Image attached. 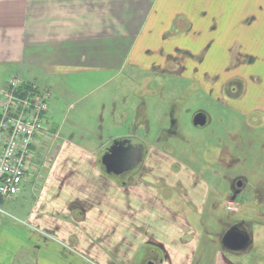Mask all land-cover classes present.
Returning <instances> with one entry per match:
<instances>
[{"label":"crops","instance_id":"0c3cea01","mask_svg":"<svg viewBox=\"0 0 264 264\" xmlns=\"http://www.w3.org/2000/svg\"><path fill=\"white\" fill-rule=\"evenodd\" d=\"M218 1L228 0H0V89L19 76L48 90L50 102L60 78L118 77L154 54L149 44H164L158 59L187 33L207 46L224 15ZM254 110L227 157L247 166L227 175L243 180L240 190L224 182L216 190L190 169H149L124 183L106 174L109 143L64 138L48 111L24 196L0 205V264H264V109ZM25 191L32 203L20 200ZM229 197L241 203L236 214L225 209ZM230 232L244 235L243 249L227 247Z\"/></svg>","mask_w":264,"mask_h":264},{"label":"rangeland","instance_id":"374dc122","mask_svg":"<svg viewBox=\"0 0 264 264\" xmlns=\"http://www.w3.org/2000/svg\"><path fill=\"white\" fill-rule=\"evenodd\" d=\"M215 3H222L219 11L224 15L218 31L213 26L215 32L207 34V46L187 33L177 44H167L174 46L173 51L163 54L161 63L156 52L158 45L164 44H149L148 50L156 52L143 54L136 61L140 66L129 65L118 77L108 74L99 78L91 72L62 77L51 93L50 121L61 127L66 139L74 136L75 140L110 145L111 140L132 136L149 152L143 164L153 173L190 169L216 190L223 182L232 188L235 183L227 175L237 169L243 175L247 168L238 160L227 159L237 141V128L251 124L254 107L264 109V0ZM237 104L243 111L233 110ZM196 113L206 115L205 126L194 125ZM152 159L157 160L155 166L149 163ZM46 166L44 163L42 169ZM26 194L30 195L25 191V199L20 200L32 203ZM213 194L205 200H213ZM24 209L17 214L22 217Z\"/></svg>","mask_w":264,"mask_h":264},{"label":"built area","instance_id":"2783aa9c","mask_svg":"<svg viewBox=\"0 0 264 264\" xmlns=\"http://www.w3.org/2000/svg\"><path fill=\"white\" fill-rule=\"evenodd\" d=\"M50 94L13 77L0 89V195L18 196L27 180L37 138L45 133ZM232 207V204L229 205Z\"/></svg>","mask_w":264,"mask_h":264},{"label":"flooded vegetation","instance_id":"af4514ba","mask_svg":"<svg viewBox=\"0 0 264 264\" xmlns=\"http://www.w3.org/2000/svg\"><path fill=\"white\" fill-rule=\"evenodd\" d=\"M154 72H159V71H157V69H155ZM161 74H165V73H161ZM196 114H198V113H196ZM175 123H176V121L174 120V117H172V132H174L175 127H176ZM116 142H119L121 144L117 145ZM132 146L135 148L140 147L142 149L141 162L138 163L131 170H129V169L128 170H122V168H119V167L113 168V169L110 168V170H111L110 173L108 172V168L105 167L106 174L108 176L114 177V178H120V179H122V181H124V183H127L128 181L129 182L133 181L135 179L134 176H136V178H138L139 180H142L144 178L145 174L149 171V168L146 165H144L143 162L145 161V158L148 157L149 152L146 150V147L140 141L136 142L132 136H123V137L117 138L116 140H111L110 145L108 146V148L105 152V155L108 154V152L110 150H112V148L114 150H116L115 151L116 155H119L125 151H129L130 147H132ZM129 153H133V150ZM231 161H235V160H231ZM243 185H244L243 180L238 179L235 182L233 187H234V189L240 190L243 188ZM230 204H232V207L229 206ZM224 205H225V209L228 213L236 214V212H238L240 209L239 207L241 206V203L239 200L234 199L232 197H229V198H227V200L224 201ZM230 233L231 234H229L228 236H231V238L234 237L235 235H242L244 237V235L242 233H235V234H233V232H230ZM227 247L230 249L233 248L232 246H230L229 242H228ZM235 250H237V249H235ZM146 264H157V262H156V260H152V261L150 260V261L146 262Z\"/></svg>","mask_w":264,"mask_h":264},{"label":"water","instance_id":"95a60500","mask_svg":"<svg viewBox=\"0 0 264 264\" xmlns=\"http://www.w3.org/2000/svg\"><path fill=\"white\" fill-rule=\"evenodd\" d=\"M193 122L195 126H205L207 124V117L203 113H198L195 115ZM116 143L117 145L121 144L119 142ZM132 147H130L129 151H125L119 155H116V150L112 148V150L103 157V165L108 168L109 173L111 172L110 168L113 169L119 167L122 168V170H131L141 162L142 149L140 147ZM131 149L133 150V153H129L132 151ZM229 244L235 249H243L246 246V238L242 235H235L229 239Z\"/></svg>","mask_w":264,"mask_h":264},{"label":"trees","instance_id":"16d2710c","mask_svg":"<svg viewBox=\"0 0 264 264\" xmlns=\"http://www.w3.org/2000/svg\"><path fill=\"white\" fill-rule=\"evenodd\" d=\"M3 202V197L0 195V205L2 204Z\"/></svg>","mask_w":264,"mask_h":264}]
</instances>
